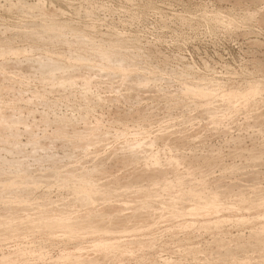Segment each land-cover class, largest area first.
<instances>
[{"label":"rangeland","instance_id":"374dc122","mask_svg":"<svg viewBox=\"0 0 264 264\" xmlns=\"http://www.w3.org/2000/svg\"><path fill=\"white\" fill-rule=\"evenodd\" d=\"M0 264H264V0H0Z\"/></svg>","mask_w":264,"mask_h":264},{"label":"bare ground","instance_id":"6f19581e","mask_svg":"<svg viewBox=\"0 0 264 264\" xmlns=\"http://www.w3.org/2000/svg\"><path fill=\"white\" fill-rule=\"evenodd\" d=\"M252 87H253V86H252ZM81 142H82V141H81ZM148 175H149V174H148ZM132 176H133V175H132ZM205 199H206V198H205ZM182 207H183V206H182ZM117 208H118V210H119V207H117ZM183 208H184V207H183ZM158 209H159V208H158ZM179 210H180V209H179ZM155 214H156V213H155ZM125 215H126V214H125ZM125 215H124L123 217H125ZM139 216H140V215H139ZM120 217H121V216H120ZM130 217H131V216H130ZM129 219H130V218H129ZM92 222H94V221H92ZM95 222H96V221H95ZM90 225H91V224H90ZM105 225H106V224H105ZM105 225H104V226H105ZM99 226H101V225H99ZM99 226H98V227H99ZM102 228H103V226H102ZM128 228H129V227H128ZM112 229H114V228H112ZM128 230H129V229H128ZM102 231H103V230H102ZM119 232H120V231H119ZM91 233H92V232H91ZM96 240H97V239H96ZM94 242H95V241H94ZM104 243H105V242H104ZM108 244H109V243H108ZM108 244H107V245H108ZM97 245H98V244H97ZM119 248H120V247H119ZM82 255H83V254H82ZM81 257H82V256H81Z\"/></svg>","mask_w":264,"mask_h":264}]
</instances>
